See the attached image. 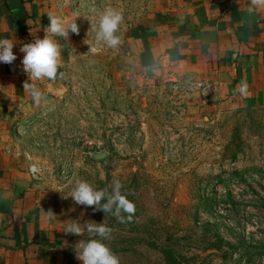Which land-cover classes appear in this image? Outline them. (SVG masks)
I'll return each instance as SVG.
<instances>
[{
    "label": "rangeland",
    "instance_id": "1",
    "mask_svg": "<svg viewBox=\"0 0 264 264\" xmlns=\"http://www.w3.org/2000/svg\"><path fill=\"white\" fill-rule=\"evenodd\" d=\"M152 1H52L79 35L56 37L61 91L15 125L41 206L65 239L98 238L65 234L74 221L110 227L120 264H264V104H214L200 79L140 69L129 36ZM108 8L123 16L115 49L92 30ZM80 181L109 192L119 181L132 220L75 204Z\"/></svg>",
    "mask_w": 264,
    "mask_h": 264
},
{
    "label": "crops",
    "instance_id": "2",
    "mask_svg": "<svg viewBox=\"0 0 264 264\" xmlns=\"http://www.w3.org/2000/svg\"><path fill=\"white\" fill-rule=\"evenodd\" d=\"M52 1L0 0V39L14 43L17 57L11 65L0 63V264H82L78 241L65 239L41 206L38 179L15 129L43 104L23 88L28 76L20 49L44 38ZM129 37L142 70L200 79L214 104L237 98L264 104V9L251 0H153L151 14ZM63 65L61 55L62 76ZM61 77L29 82L49 97L61 91ZM241 81L247 95L238 91Z\"/></svg>",
    "mask_w": 264,
    "mask_h": 264
},
{
    "label": "clouds",
    "instance_id": "3",
    "mask_svg": "<svg viewBox=\"0 0 264 264\" xmlns=\"http://www.w3.org/2000/svg\"><path fill=\"white\" fill-rule=\"evenodd\" d=\"M251 5L258 9H264V0H251ZM74 15H76L74 13ZM49 24L44 29L43 39L36 38L33 43L24 44L20 51L24 53L22 65L28 80L24 82L23 88L28 91L36 104L44 99L43 93L34 83L29 81L56 82L61 76L60 71L62 45L52 37L62 38L69 41L70 33L79 35V27L76 20L49 13ZM123 23L122 14L112 8L106 9L99 17L98 27H93L96 33V42L103 43L109 48H117L121 44L118 33ZM51 33V37L49 36ZM14 43L9 39H0V63L11 65L16 59L13 53ZM96 51L97 49H90ZM248 84L241 81L237 86L239 93L247 95ZM122 185L114 181L112 190H97L86 181H80L71 192L70 197L75 204L92 207L94 211L110 213L121 223L131 221L136 212V206L121 192ZM67 199V198H65ZM43 210V209H42ZM49 219L56 217L48 210ZM87 231L91 236L98 237L87 241L79 240L75 245L76 258L82 264H120L119 257L108 247L104 241L111 239L112 229L104 223L88 221L83 226L78 222L71 223L65 230V234L80 237Z\"/></svg>",
    "mask_w": 264,
    "mask_h": 264
},
{
    "label": "water",
    "instance_id": "4",
    "mask_svg": "<svg viewBox=\"0 0 264 264\" xmlns=\"http://www.w3.org/2000/svg\"><path fill=\"white\" fill-rule=\"evenodd\" d=\"M90 157L95 161H103L107 157L105 152H91Z\"/></svg>",
    "mask_w": 264,
    "mask_h": 264
},
{
    "label": "trees",
    "instance_id": "5",
    "mask_svg": "<svg viewBox=\"0 0 264 264\" xmlns=\"http://www.w3.org/2000/svg\"><path fill=\"white\" fill-rule=\"evenodd\" d=\"M166 258L170 261V262H176V261H173V259L170 257V254L169 253H166ZM173 264H178V263H173Z\"/></svg>",
    "mask_w": 264,
    "mask_h": 264
}]
</instances>
